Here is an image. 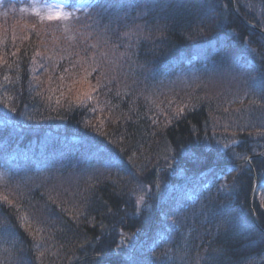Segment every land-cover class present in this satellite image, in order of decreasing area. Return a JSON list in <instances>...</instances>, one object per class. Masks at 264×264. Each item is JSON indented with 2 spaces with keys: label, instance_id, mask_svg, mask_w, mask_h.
<instances>
[{
  "label": "trees",
  "instance_id": "1",
  "mask_svg": "<svg viewBox=\"0 0 264 264\" xmlns=\"http://www.w3.org/2000/svg\"><path fill=\"white\" fill-rule=\"evenodd\" d=\"M89 1L0 18V264H264V0Z\"/></svg>",
  "mask_w": 264,
  "mask_h": 264
},
{
  "label": "rangeland",
  "instance_id": "2",
  "mask_svg": "<svg viewBox=\"0 0 264 264\" xmlns=\"http://www.w3.org/2000/svg\"><path fill=\"white\" fill-rule=\"evenodd\" d=\"M91 4L92 2L89 0H82L81 2H77L73 5L66 1L54 2L51 0H21L19 7H16L12 4L6 5L3 0H0V18H8L14 15V17H25V22L28 23L31 18L35 19V17H38L39 22L50 23L52 25H56L58 28L59 26L63 28V38H67V41L64 42L63 45H89L87 39L90 34L85 29H87V25L90 21H94L95 18L89 15H79L82 10L88 11ZM98 38L99 39L96 38L97 42L100 39L105 40V38L101 36ZM195 73L196 72L193 71L192 67H189L187 71L181 72L177 78L168 81L167 83L170 87H178V91L175 90L176 92H184L180 90L186 91L188 88H186V84H191L193 82H190L189 80L183 81L182 79H185L189 75ZM194 80H196V78H193L191 81ZM80 83L82 84V92H80L78 96L83 97L88 93L87 90L89 85L84 80ZM163 95L166 96V90L163 91ZM168 96H173L171 98L176 97V95L173 94H168L166 97Z\"/></svg>",
  "mask_w": 264,
  "mask_h": 264
},
{
  "label": "water",
  "instance_id": "3",
  "mask_svg": "<svg viewBox=\"0 0 264 264\" xmlns=\"http://www.w3.org/2000/svg\"><path fill=\"white\" fill-rule=\"evenodd\" d=\"M232 5H233L234 11H235V4H234V1H233V0H232ZM235 13H236V15H237L238 17H240V15H239L237 12H235ZM240 18H241V17H240ZM251 28H253V29L256 30L257 32H259L260 34L264 35V31H262L261 29L255 27V26H251Z\"/></svg>",
  "mask_w": 264,
  "mask_h": 264
}]
</instances>
